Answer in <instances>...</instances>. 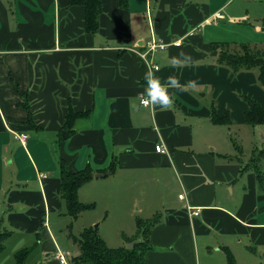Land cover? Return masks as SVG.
<instances>
[{
    "label": "crops",
    "instance_id": "crops-1",
    "mask_svg": "<svg viewBox=\"0 0 264 264\" xmlns=\"http://www.w3.org/2000/svg\"><path fill=\"white\" fill-rule=\"evenodd\" d=\"M237 1L129 0L120 8L118 0H101L100 27L91 33L85 30V7L71 0H0V222L12 235L42 233L43 240L32 245L40 244V264H61L47 217L62 205V162L72 172L93 170L78 190L84 204V194L96 185L107 187L111 175L134 178L135 184L176 178L180 185V178L176 203L166 202L150 232L146 264H199L197 237L211 239L206 247L225 253L243 235L253 245L264 244V168L257 172L244 164L240 146L239 157L230 155L229 145L238 134L260 150L255 144L264 142V124L245 123L244 97L264 108V87L257 69L233 74L211 47L240 49L232 29L246 23L255 0L245 2L247 12L233 5ZM254 28L256 40L249 46L264 50V25ZM153 40L169 46L146 62L136 52ZM178 40L180 45L171 44ZM181 50L192 60L173 66L171 57ZM149 70L162 82L176 76L186 90L169 88L172 102L164 108L143 105ZM21 103L30 105L37 128ZM212 107L220 116L228 112L231 123L214 124ZM70 109L85 115L75 120L73 135L59 141ZM158 144L166 153L157 152ZM112 163L114 171L108 170ZM260 163L264 167V158ZM181 189L185 199L179 198ZM187 205L199 214L191 216ZM216 235L231 240L216 244ZM79 253L66 256L65 264H87L74 262Z\"/></svg>",
    "mask_w": 264,
    "mask_h": 264
},
{
    "label": "rangeland",
    "instance_id": "rangeland-1",
    "mask_svg": "<svg viewBox=\"0 0 264 264\" xmlns=\"http://www.w3.org/2000/svg\"><path fill=\"white\" fill-rule=\"evenodd\" d=\"M247 0H239L235 5L240 11L247 12L248 4H245ZM154 4V0H151ZM250 17H247L246 23H239L236 25V29H232L233 39H237L238 47L240 44L246 43L249 45L250 41H255L254 36L256 25H264V0H255L248 8ZM257 15V16H256ZM260 50V49H259ZM229 145L232 148L230 155L234 154L235 157H239L238 147H242L244 164H251L249 161L253 156L254 144L243 142L238 134L231 135ZM224 146H227V142H224ZM257 148L263 149L264 142L255 144ZM250 159L249 161L247 159ZM261 170L262 164L258 165ZM110 176V175H109ZM105 178H110V177ZM36 177L33 174L32 178ZM113 180L109 181L107 187L96 185L92 190H88L85 197L88 199V203L92 204L91 209L84 210L74 218L67 212L66 203L61 199L62 205L60 209L53 208L48 213V230L53 239L58 242L61 253L67 256L69 259L76 253H79L80 246L78 239L80 233L85 227H90V221H96L93 227H98L99 235L105 237L106 243L109 247H127L129 242L126 240L129 237H133L137 233V218L146 220L149 217L154 219L163 214V207L167 201L171 200L172 203H176V197L180 191L181 181L178 178L180 185L176 178L175 181L172 178H162L157 181L153 178L151 181H144L139 184H135L134 178H116L111 175ZM31 188H36V183L30 181ZM245 185L244 183H240ZM146 187V188H145ZM181 194L186 196L185 190L181 189ZM140 208H142L140 210ZM152 211V212H150ZM155 216V217H154ZM154 217V218H153ZM36 218V217H35ZM44 216H42V219ZM46 222V221H45ZM44 222V223H45ZM0 222V231H4L5 227ZM44 226H46L44 224ZM40 235V237H39ZM39 237V238H38ZM38 237L33 233H26L25 236H18L14 233L10 239L5 241L6 250L0 254V264H16L14 259V253L29 246L37 245L43 240L42 233H38ZM126 238V240L124 239ZM198 239V263L199 264H264V244L251 243L249 236H239L237 239H241L240 242H235L230 246L229 254L225 253L222 249H208L206 245H211L212 240L209 239L206 242L202 241L201 237ZM214 242L228 244L231 237L214 236ZM17 243L24 245L22 248H18ZM202 244L205 246L202 247ZM27 245V246H26ZM213 247V246H212ZM252 247L253 249L249 248ZM157 250L159 247H155ZM40 244L33 247L30 257L28 256L24 264H40ZM72 255V256H71ZM229 255L231 260L228 259ZM230 260V261H229ZM159 263V262H158ZM153 259L152 264H158ZM161 264H172L168 261H162Z\"/></svg>",
    "mask_w": 264,
    "mask_h": 264
},
{
    "label": "trees",
    "instance_id": "trees-1",
    "mask_svg": "<svg viewBox=\"0 0 264 264\" xmlns=\"http://www.w3.org/2000/svg\"><path fill=\"white\" fill-rule=\"evenodd\" d=\"M71 3L80 4L85 7V30L87 32L96 33L99 30V16L102 13L101 0H71ZM129 0H118V6L120 8H127ZM225 43H212L211 47L213 51L220 50L218 55L219 64L226 66L233 74H237L241 71H248L251 69H257V81L259 85L264 87V50H258L251 48L248 44H240L239 50L225 49ZM244 100L248 104V110L245 112V123L251 127L264 124V108L254 99L250 97H244ZM22 106L28 111L29 123L33 124L34 128H37L33 120L31 107L28 103H21ZM80 112H75L70 109L66 114L65 124L59 132V141H65L73 135V125L77 118L83 116ZM211 121L214 124H230L231 120L228 112L225 115L220 116L217 114L214 107H212ZM252 160L253 169L260 171L258 165L262 158H264V148L253 151ZM251 165V164H249ZM116 165L114 163L108 168L110 171H114ZM93 178V170L86 168L85 170L72 172L68 168L65 162L61 163V176H60V192L61 197L66 203L67 212L71 217L76 218L80 212L91 209L92 204L81 203L78 199V190L86 182ZM259 183L263 178H258ZM155 219L143 220L137 218V235L134 238L128 239L131 243L134 240H140L131 248L118 247L111 248L107 245L105 240L99 235L97 229L91 227L84 229L80 235L79 246L80 253L74 258L75 263H87V264H146V254L152 249V245L149 240L150 232L152 228L157 224ZM12 236L11 231H0V254L5 252V241ZM32 252L30 247H26L14 253V259L16 264H24L28 256ZM229 254V251H227ZM231 260V256L229 258ZM229 260V261H230Z\"/></svg>",
    "mask_w": 264,
    "mask_h": 264
},
{
    "label": "clouds",
    "instance_id": "clouds-1",
    "mask_svg": "<svg viewBox=\"0 0 264 264\" xmlns=\"http://www.w3.org/2000/svg\"><path fill=\"white\" fill-rule=\"evenodd\" d=\"M192 60V57L189 53H185L183 50L179 52L178 55L171 57V63L175 65L188 64ZM144 93L146 95L144 103H151L154 106H160L164 108L168 106L172 101L170 94L168 92L169 88L176 87L181 91H185L184 86H181L179 80L174 75H169L166 78V81H161L160 78L156 77L152 71H146L144 73ZM190 84L194 82L190 81Z\"/></svg>",
    "mask_w": 264,
    "mask_h": 264
},
{
    "label": "built area",
    "instance_id": "built-area-1",
    "mask_svg": "<svg viewBox=\"0 0 264 264\" xmlns=\"http://www.w3.org/2000/svg\"><path fill=\"white\" fill-rule=\"evenodd\" d=\"M171 44H172V45H180V44H181V41L178 40V41L173 42V43H171ZM168 46H169V44H167V43H165V42H156L155 40H153L152 42H149V44H148V46H147V49H146L145 51H143V52H141V51H137L136 53H137V54H138V55H139L144 61L148 62V61H147V58H148V56H149L151 53H153V52H155V51H157V50H160V49H165V48H167ZM151 68L154 69V70H158V69H159V67H158L157 65H155V64H153V65L151 64ZM145 99H146V97H144V98L141 100L142 104L145 105V106L150 105V104H151L150 102L147 103V104L143 102V101H145ZM22 137H23V139H26V138H27L26 135H22ZM155 149H156L157 152H159V153H163V154L166 153V147H165L163 144H158V145H156V146H155ZM179 198H180V199H185V195L180 194V195H179ZM187 209H188V212L190 213L191 216H196V215L199 214V209H198V208H193V207L187 205ZM44 224L47 226V222H45ZM59 260H60L61 264H65V262H66V255H65L64 253H60V254H59Z\"/></svg>",
    "mask_w": 264,
    "mask_h": 264
},
{
    "label": "water",
    "instance_id": "water-1",
    "mask_svg": "<svg viewBox=\"0 0 264 264\" xmlns=\"http://www.w3.org/2000/svg\"><path fill=\"white\" fill-rule=\"evenodd\" d=\"M214 55H217V52L214 51ZM103 175H108V172L106 174H97L95 175V177H101ZM140 240H135V241H132L131 243H129V245L127 246L128 248H131L132 246H134L135 244L139 243Z\"/></svg>",
    "mask_w": 264,
    "mask_h": 264
}]
</instances>
